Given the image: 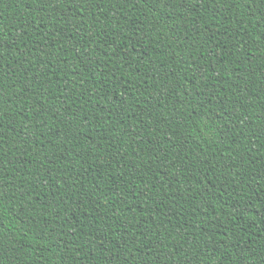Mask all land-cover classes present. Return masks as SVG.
Here are the masks:
<instances>
[{"label": "trees", "instance_id": "trees-1", "mask_svg": "<svg viewBox=\"0 0 264 264\" xmlns=\"http://www.w3.org/2000/svg\"><path fill=\"white\" fill-rule=\"evenodd\" d=\"M0 264H264V0H0Z\"/></svg>", "mask_w": 264, "mask_h": 264}]
</instances>
